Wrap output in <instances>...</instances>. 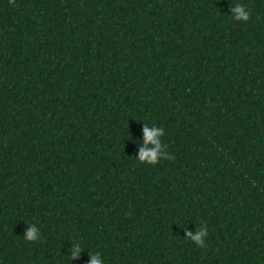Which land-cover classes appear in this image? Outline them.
<instances>
[{
    "label": "trees",
    "instance_id": "16d2710c",
    "mask_svg": "<svg viewBox=\"0 0 264 264\" xmlns=\"http://www.w3.org/2000/svg\"><path fill=\"white\" fill-rule=\"evenodd\" d=\"M96 253L264 264V0H0V264Z\"/></svg>",
    "mask_w": 264,
    "mask_h": 264
},
{
    "label": "clouds",
    "instance_id": "9594fccd",
    "mask_svg": "<svg viewBox=\"0 0 264 264\" xmlns=\"http://www.w3.org/2000/svg\"><path fill=\"white\" fill-rule=\"evenodd\" d=\"M232 16L236 21H247L250 17V13L246 10V8L241 5L237 4L232 7ZM163 135V129L153 127V130H149L147 127L144 128V139L145 145L147 143H152L154 145L153 149L147 150L145 148H141L139 153L138 160L140 162H147L149 164H156L161 158L169 159L171 158L168 153L161 148L160 141L157 137ZM163 152V155L161 153ZM38 229L35 225H31L25 235V239L27 241H35L38 239ZM187 235L191 238L193 242L199 247H205L204 238L207 236V229L206 227H201L197 230L196 233L188 232ZM82 250L79 243H73L72 246V255L71 259H75L78 257L80 251ZM90 264H103V261L100 257L99 253L91 254Z\"/></svg>",
    "mask_w": 264,
    "mask_h": 264
}]
</instances>
